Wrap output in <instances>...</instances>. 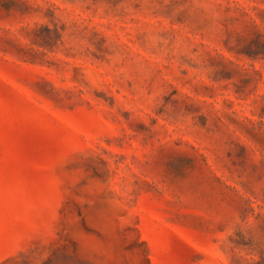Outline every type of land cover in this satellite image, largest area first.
Masks as SVG:
<instances>
[{"label":"rangeland","instance_id":"1","mask_svg":"<svg viewBox=\"0 0 264 264\" xmlns=\"http://www.w3.org/2000/svg\"><path fill=\"white\" fill-rule=\"evenodd\" d=\"M0 264H264V0H0Z\"/></svg>","mask_w":264,"mask_h":264}]
</instances>
